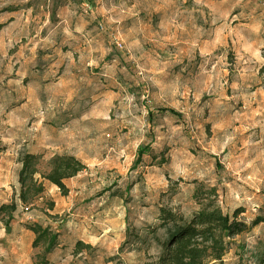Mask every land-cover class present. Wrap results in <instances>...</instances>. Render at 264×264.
Segmentation results:
<instances>
[{
	"label": "rangeland",
	"instance_id": "rangeland-1",
	"mask_svg": "<svg viewBox=\"0 0 264 264\" xmlns=\"http://www.w3.org/2000/svg\"><path fill=\"white\" fill-rule=\"evenodd\" d=\"M89 4L0 0V205H19L0 223V264H39L34 225L60 235L54 264H157L159 209L189 219L200 185L249 227L226 263L259 264L264 0ZM27 153L44 192L22 207ZM62 154L87 165L66 196L43 179Z\"/></svg>",
	"mask_w": 264,
	"mask_h": 264
},
{
	"label": "trees",
	"instance_id": "trees-1",
	"mask_svg": "<svg viewBox=\"0 0 264 264\" xmlns=\"http://www.w3.org/2000/svg\"><path fill=\"white\" fill-rule=\"evenodd\" d=\"M146 151L140 154L139 159ZM40 160V155L32 153H27L21 160V191L18 198L22 207L33 205L36 198L44 192V185L36 178ZM49 165L50 172L43 179L57 187L63 196L69 191L66 181L87 170V165L81 159L67 154L55 155ZM194 197L200 209L189 219L172 210L163 207L159 209V228L164 231L166 240L162 244L163 251L157 264H227L226 257L231 251L232 240L249 229L244 223L223 215L218 206L215 187L206 188L200 185L196 188ZM18 209L19 205L15 201L2 203L0 223L9 227ZM257 221L263 220H256L254 224ZM29 229L36 236L33 247L45 245L44 253L39 255V264H54L50 256L59 245L60 235L51 228L40 225L31 226ZM84 248L87 246L78 241L75 255H79ZM239 259L242 257L239 256ZM259 264H264V255Z\"/></svg>",
	"mask_w": 264,
	"mask_h": 264
},
{
	"label": "built area",
	"instance_id": "built-area-1",
	"mask_svg": "<svg viewBox=\"0 0 264 264\" xmlns=\"http://www.w3.org/2000/svg\"><path fill=\"white\" fill-rule=\"evenodd\" d=\"M90 0H85V13L89 14L92 11V5L89 4Z\"/></svg>",
	"mask_w": 264,
	"mask_h": 264
}]
</instances>
